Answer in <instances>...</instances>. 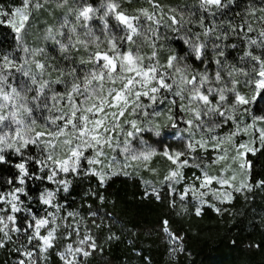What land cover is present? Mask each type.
<instances>
[{
	"label": "trees",
	"instance_id": "trees-1",
	"mask_svg": "<svg viewBox=\"0 0 264 264\" xmlns=\"http://www.w3.org/2000/svg\"><path fill=\"white\" fill-rule=\"evenodd\" d=\"M103 2L104 0H67L66 3L65 0H33L29 8L30 19L23 32V45L32 51L40 49L43 51L36 55H33L32 51L25 53L22 47H18L10 27L0 24V53H12L18 64L27 60L28 63L23 65L24 70L35 76L38 83L43 80L55 81L61 70L67 74L72 68H77L78 74L82 75L91 68V65H82L80 61L88 58L94 46L90 44L89 48L85 49L77 44L75 47L70 46L67 52H62L55 41L59 40L67 44L69 36H72L74 42L77 36L81 40L91 39L85 35L87 29L83 26V20L77 22V10L82 6L91 5L100 10L97 13L98 17L103 14L101 9ZM116 2L120 10L129 15L136 14V10L140 8H148L151 11L147 0H116ZM223 2L226 5L223 9L213 6L205 11L200 7V0H156L164 13L175 8L183 15L185 21L178 32H174L172 26L152 25L157 29L158 39H155V44L159 62L166 63L170 55L187 57L183 63L188 64L195 71L209 73L212 78L210 86L231 87L226 72H222L221 84H217L214 80L217 65L214 62L216 53L212 45H219V51L225 53L220 58L224 65L242 66L239 57L243 56L246 50L253 51L254 55H260L262 50L255 46L250 49L244 36L247 33L250 38H258L257 30L264 27V22L259 19L261 15H264L261 11L264 9V0H231L230 3L229 0H223ZM37 3L42 7H35ZM20 5L22 0H0V10L10 11ZM253 12L254 15L251 14ZM156 15L160 18V10H157ZM107 19L112 29L111 34L123 35L122 29L116 25L114 18L110 16ZM163 19L167 21V15H164ZM201 19L204 21L205 28L214 29L211 37L206 38L203 35L204 28L199 25ZM65 20H67V26L62 28L61 25ZM88 23L95 36L104 41L102 22L94 18ZM150 23L145 19L141 20V25L145 29ZM248 24H252L254 31L247 32ZM71 27H76V35L69 32ZM233 28L236 29L235 32L232 31ZM48 29L52 30L51 35L55 39L49 38ZM60 32L64 35H60ZM197 35H199V42L207 44L203 62L195 59L194 54L189 52L188 45L184 44L182 39L188 37L196 43ZM224 36H227V39ZM217 37L220 38L217 39ZM137 42L140 53L145 56L150 55L152 49L149 44L141 37H137ZM232 45L236 47H231ZM101 47L106 48V43ZM35 61L45 65L43 71L36 68ZM10 78H12V87H18V90L20 84L35 89V86L31 85L30 77H25L14 69ZM62 79L70 86L71 77L65 75ZM237 79L241 80V83L236 86L237 90L242 94H249L251 86L243 83L245 78L237 77ZM65 90L64 83H50L49 89L45 90V95L50 97L52 91L64 93ZM22 95H26L31 102L35 91L22 92ZM226 95L229 99L232 98L230 93ZM164 97L167 99H164L163 103L153 107L158 110L159 115L166 114L167 117L172 115L177 126L171 127V122L167 120L160 127L161 136H156L148 127L149 117L155 115L151 107L147 112L149 115L147 117L144 115L145 122L138 121L139 126L145 130L134 137L126 138L131 145L128 154H134L138 145L140 146L138 153L146 150L155 151L156 155L152 156L147 163L131 159L135 162V166L128 174H114L103 183L98 177L86 174L89 165L87 160L83 159L78 174H62V179L69 181V185L67 191L57 192L58 206L63 212H75L80 218L85 219L83 222L82 219H77L79 232H75L69 217L64 221H61V217L57 218L56 238L53 241V247L48 249L51 264H62L58 253L64 252L68 244H77L81 247L79 241L85 236H90L97 248L92 251L87 245H83L92 254L88 257L81 256L78 264H264V186H257L259 181L264 180V149L255 156L250 153L246 156L248 160L254 162V167L248 173L251 190L245 188L235 192L231 202H216L214 206L220 209L219 212L215 211L213 206L203 205L200 208V215H197V208L192 204H187L183 211L178 210L173 203L177 197L176 191H173L170 184L164 180L162 167H155V165L159 164L160 150L177 147L178 133L185 125L187 126L184 121L193 117L190 113L180 111L179 97L162 91L161 98ZM173 100L176 101L175 104L171 103ZM47 103L51 106L53 102L49 99ZM183 103L186 104L187 101ZM30 106L34 107V118L37 124H44V117L48 112L43 108H35L33 104ZM141 113L142 111L139 114ZM232 115L235 123L231 120L225 123L219 116L214 117V121L220 124L222 130H227L230 125L238 123L241 119H253L252 115L245 114L242 109ZM255 115L264 116V113L257 112ZM201 119L208 123L209 127L212 126L207 117L202 116ZM129 131H132V128H129L126 133ZM193 131L195 134L199 133L195 129ZM124 141L123 147H125ZM25 151L26 155L30 154L38 158L36 146H30ZM9 156L12 162H18L19 158L16 155L9 152ZM29 171L34 172L35 175L46 176L47 174V170L44 173L39 172L34 164ZM17 174V170L10 164L0 165V191L7 193L12 188L19 187L20 185L15 183L7 184V181ZM146 174L150 177L147 178ZM23 187L28 194L27 196L21 194V201L26 205L25 208L35 216H45L47 210L39 197L45 190L53 188V183L47 179H29ZM146 189L152 191L154 189V191L146 192ZM165 220L168 222L169 231L180 237L177 249L174 251L167 233L163 231ZM15 253L11 242H6L5 247L0 248V264L10 263Z\"/></svg>",
	"mask_w": 264,
	"mask_h": 264
},
{
	"label": "snow or ice",
	"instance_id": "snow-or-ice-1",
	"mask_svg": "<svg viewBox=\"0 0 264 264\" xmlns=\"http://www.w3.org/2000/svg\"><path fill=\"white\" fill-rule=\"evenodd\" d=\"M67 0H65V3ZM231 0H229V3ZM33 0H22V7H16L11 11V18L8 19V25L16 34L18 47H22L25 53L32 50L23 45V32L26 30V25L29 22V8L32 6ZM151 6V11L148 8H140L136 10V14L129 15L120 10L119 4L116 0H104L101 4L103 14L97 17V8L91 5H85L77 10V22L83 20V26L87 29L86 36L89 40H81L77 36L75 42L72 36L68 37V43H61L59 40L55 42L59 45L62 52H67L69 47H75L77 44L82 45L85 49L89 45L94 46V50L90 51L86 60L82 59L80 63L90 64L91 68L87 69L82 75L78 74L77 68H72L67 74L61 70L55 81L43 80L37 81L29 71L24 70V64L28 61L24 60L22 64H18L13 58L12 53H0V165L10 164L17 170V175L7 181V184H18L19 187H14L11 191L5 193L0 191V203L7 204L10 207V214L0 215V248L5 247L7 241L12 239L10 232H19L20 229L16 225V213L27 211L28 215L32 217L35 222L34 226L29 223L27 228L32 229V235L28 237L29 243L32 240H39V250L45 253L49 248L53 247L55 240L56 229L51 228L46 235L40 234V229L49 223H56V216L49 213L44 218H36L30 210L23 208L21 201V194L27 196V191L23 185L29 179L43 180L47 179L49 182H56L63 186L67 191L69 181L56 180L59 173H73L78 174L81 166V160H87L88 165L101 164L98 159L104 155V147H111L112 133L117 129L123 131L121 118L126 115H135L143 111L146 107H152L156 115H159L158 110L153 107L163 103L161 93L168 92L173 96L179 97L181 101L180 111L190 113L193 118L184 121L188 125L186 131L189 133V139L185 145L188 152H195L197 148L205 149L209 140L201 135L199 140L195 139L193 129L199 132L212 133L215 128L220 127V124L214 121V117L219 116L223 118L224 122L233 121L235 119L232 113L242 109L245 114L252 115L253 123L241 128L239 124L236 125V130L226 137L211 136V141L215 148H219L225 142H231L232 138L238 135L241 131L247 133L252 129L257 121H264V116H257L255 113H264V27L259 28L258 38L253 39L245 33L244 39L247 41L248 47L253 46L260 48L261 54L254 55L253 51L246 50L243 56L239 57L240 64L224 65L220 59L225 55L223 51H219V45L213 44L212 49L216 53L214 62L217 65L214 80L217 84L223 82L222 72H226L229 77L231 87L227 85L223 87H212L209 73L207 71H195L188 64L183 63L187 57L178 55H170L167 57L166 63L161 64L157 59V51L155 39H158L157 29L152 25L172 26L174 32L180 31L185 23L183 15L175 8L169 9L168 13H164L160 4L156 0H147ZM213 6L217 9H223L226 5L223 0H200V7L205 11L210 10ZM35 7H42L40 4H35ZM160 10L161 16L157 18L156 12ZM264 12V9L261 10ZM254 15V12L251 13ZM9 13L0 10V17L8 16ZM167 15V21L163 19ZM114 18L116 25L123 31V35L116 36L111 34V27L108 22V17ZM179 17V18H178ZM98 18L103 25L105 40L101 41L96 37L92 29L89 27V21ZM145 19L150 23L147 29L141 25V20ZM261 22H264V15L259 17ZM4 20L0 19V24ZM201 28H204L203 35L208 38L213 35L214 29L212 27L205 28L204 21H199ZM67 26V20L61 27ZM236 31L235 28L232 29ZM254 31L252 24L247 25V32ZM69 32L76 35V27H71ZM49 38L55 39L51 35L52 30L48 29ZM64 35L63 32L59 33ZM137 37L143 38V41L148 43L152 51L150 55H142L139 51V44ZM220 37H217L219 39ZM227 39V36H224ZM183 43L188 45L189 52L194 54L196 60L203 62L204 49L207 44L199 42V35L196 36L197 42L194 43L192 39L183 37ZM106 43L107 47H101ZM231 47H236L232 45ZM43 50L32 51L33 55L42 52ZM249 65H251L249 67ZM35 66L41 71L44 70L45 65L35 61ZM13 69L22 73L25 77H30L31 85L35 89L25 84L18 87H12L8 84L9 77L13 75ZM67 75L71 77L69 84L62 78ZM237 77H244L243 83L250 85L249 94H242L237 90V85L241 80ZM50 83L65 85L64 93H57L52 91L51 96L45 95V90L49 89ZM10 88L11 90H6ZM207 86V87H206ZM206 88V90H205ZM35 91V95L31 98V102L22 92ZM230 93L231 99L226 95ZM210 97H212L210 99ZM218 97V99H216ZM142 98H147L151 104L145 105L142 103ZM53 103L51 106L47 100ZM215 99V103H213ZM187 103H183V101ZM64 101L65 103H61ZM175 104L176 101H171ZM43 108L49 113L44 117V124H37L34 118V107ZM129 109L131 110L129 112ZM145 117L149 113L144 112ZM207 117L212 126L209 127L201 117ZM171 122V127L177 126L176 120L172 115L167 117ZM123 124H130L132 131L126 133L127 137H134L142 133L145 129L140 127L136 119H124ZM156 136H161L160 126H155L151 129ZM259 132V141L261 147L250 146L253 142L241 144L237 147V155L233 160H239L240 169L244 174V179L237 187L231 183L236 180L233 175L229 178H218L204 173L201 179V188H207L215 181L224 186H229L235 192H240L247 188L251 190L252 185L248 183V173L254 167V162L246 158L247 154L255 156L258 152L264 149V128L256 129ZM143 142V141H142ZM124 152H130V142L126 139L124 141ZM30 146H36L40 149V156L36 158L32 155H26L25 150ZM92 149L95 153V158L85 156V152ZM243 149V151H241ZM9 152L16 155L18 162L10 160ZM156 155L155 151L146 150L139 154L131 155L132 160H141L147 163L152 156ZM162 155L175 166L168 175L164 177L165 181H177L182 179L181 169L186 167L189 163L188 159H184L185 152L165 150ZM225 159V157H219ZM36 165L39 172L44 173L47 170L46 176L35 175L30 172L31 165ZM86 174H91L99 178L103 183L109 174L103 171H97L93 167H89ZM257 186H264V180L258 182ZM191 191L193 196L200 199L207 193L199 192L197 189H186L184 195ZM214 195L221 202H231L232 193L226 190H217ZM159 198V197H157ZM184 196H181L183 199ZM40 201L45 205H51L54 199V193L45 190L40 197ZM201 203H205L200 199ZM214 210L219 212V208ZM0 212H5V209L0 208ZM201 210L197 208L196 214L200 215ZM69 216L74 213H68ZM11 225V227H10ZM163 231L167 233L173 241L180 239L169 231L168 222L163 221ZM90 236H85L79 241L81 247H73L68 244L64 252L58 253L60 259L64 264H78L77 256L88 257L92 253L86 250L83 245H87L89 249L95 251L97 245ZM19 252L20 250L17 249ZM22 256L27 258V264H36L32 259L33 251H23ZM17 264H26L25 259H20Z\"/></svg>",
	"mask_w": 264,
	"mask_h": 264
},
{
	"label": "rangeland",
	"instance_id": "rangeland-1",
	"mask_svg": "<svg viewBox=\"0 0 264 264\" xmlns=\"http://www.w3.org/2000/svg\"><path fill=\"white\" fill-rule=\"evenodd\" d=\"M22 7V5L18 6ZM16 8V7H15ZM14 9V8H13ZM11 9L10 11L2 10L4 12L9 13L8 16L0 17V19L4 20V25H8V19L11 18ZM9 26V25H8ZM10 27V26H9ZM10 30L12 33L15 35L16 34L13 32L12 28L10 27ZM6 54V53H5ZM11 79L9 77L8 84L12 86ZM6 90L10 91V88H7ZM142 103L145 105L151 104L152 102L149 101L147 98H142ZM151 107H146L143 109L141 114H135V115H126L125 117L121 118V124L123 127V131L121 132L120 129H117L115 133H112V139H111V147L105 146L103 151L104 155L102 157H99L98 159L101 160V164H95V165H89V167L95 168L97 171H103L105 173H112L115 172V174L121 173V174H128L130 169H133L135 166V162L131 161V155L133 154H128L122 149L124 148L122 146V142L127 138L126 136V131L131 128L130 124H123L124 119H136L137 121L145 122V117H144V112H148V110ZM131 110L129 109V112ZM49 115V113H47ZM167 115L166 114H161V115H152L148 119V127L151 130L155 126H162L166 121H167ZM253 123V119H241L238 123L232 124L227 128V130H222L221 127L215 128V130L212 133H207V132H199L198 134H195V139L199 140L201 138V135L203 134L206 139L209 140V144L205 149H200L197 148L195 152H188L185 145L188 142L189 139V133L186 131L188 125L183 127V130L179 131V135L177 136V147H172L170 149H167L169 151H182L185 152V157L184 159H188L189 163L186 167L181 169L182 173V179H179L177 181H167L172 190L176 191L177 197L174 199L173 203L176 204V207L178 210L183 211L187 207V204H192L195 208H201L203 205H210L213 206L216 204V202L221 201V199H218L214 193L217 190L220 191H228L231 192L232 195L235 193L234 189L229 186H224L223 188L221 187L220 184L216 183L213 181L211 185H209L207 188H201V179L204 175V173H207L210 176H215L218 178H231L233 175L236 176V180L231 181L232 184L235 186L239 187L240 182L244 179V174L242 173L240 169V162L239 160H233V157L237 155V147L241 144H246L249 142H253L250 146L258 147L260 145L259 141V132L256 131V129L264 128V121H257L252 129H250L247 133L241 131L238 135L234 136L232 138V141L225 142L224 144H221L219 148H215L213 146V143L211 141V136H217V137H226L230 133L234 132L236 130V125L239 124L241 128L246 127L249 124ZM153 132V131H152ZM123 139V141H121ZM123 147V148H122ZM139 148L138 147L135 150L134 154H139ZM165 150H160V155L158 157L159 164L155 165V167H162L163 170V178L168 175V173L171 170H174L175 166L171 164L170 161H168L162 153ZM243 151V149H241ZM26 154V151H25ZM37 156L39 158L40 156V149L37 148ZM85 156L89 158H95V153L92 149H89L85 152ZM225 157V159H219V157ZM62 174L59 173L56 177V180H63L62 179ZM113 174H109V176H112ZM149 178L150 176L146 174ZM99 179V178H98ZM165 180V179H164ZM54 187L51 189H47V191H51L54 193V199L52 201L51 205H45L47 214L45 216L38 217L36 218H44L46 217L49 213H53L56 216V221L58 217H61L62 220L69 217L70 223L73 224L75 232H79V229L77 228L78 222L77 219H82V222L84 221L85 218H80L79 215L75 212H69V213H74V215L69 216L67 212H63L60 207L57 204L56 201V196L57 192L60 190H64L63 186H61L59 183L52 182ZM152 186V184H150ZM195 188L199 192H205L207 193L200 199L205 201V203H201L200 199H197L191 191L188 192L187 195H184L186 189L190 188ZM245 189V188H244ZM242 189V190H244ZM11 191V190H10ZM154 191V189H153ZM150 189H146V192H153ZM9 192V191H8ZM45 192V191H44ZM184 196L183 199H181V196ZM23 208H25V204L22 203ZM0 208L5 209V212H0V215H6L10 214V207L7 204L0 203ZM26 209V208H25ZM17 216L16 220V227L20 229L19 232H10L9 234L11 235L12 239L7 242H11L12 246L15 249V257L11 258L10 263L7 264H17V262L20 259H25L26 264H27V258L22 256L21 253L23 251H33L34 255L32 257L33 260L36 261V264H51L50 258L48 255V250L45 253H41L39 250V240H32L31 243L28 241V237L32 235V229L27 228V225L31 223L33 226L35 222L32 220V217L28 215L27 211H21L19 213L15 214ZM81 221V220H80ZM58 221L55 223L57 224ZM55 224L49 223L45 227L40 229V234L41 235H46L48 230L51 228H55ZM11 227V225H10ZM3 234L1 233L0 236ZM168 235V234H167ZM76 236V233H75ZM169 237V243L172 245V251L177 249V246L179 244V241H173L170 236ZM73 242V241H72ZM73 247H79L77 244L74 245L72 244ZM17 249L20 251L18 252ZM81 255L77 256V261ZM60 258V257H59ZM62 261V260H61ZM62 264L64 262L62 261Z\"/></svg>",
	"mask_w": 264,
	"mask_h": 264
}]
</instances>
